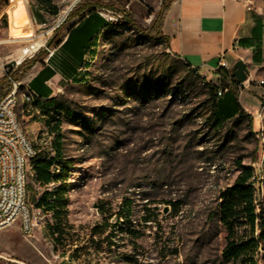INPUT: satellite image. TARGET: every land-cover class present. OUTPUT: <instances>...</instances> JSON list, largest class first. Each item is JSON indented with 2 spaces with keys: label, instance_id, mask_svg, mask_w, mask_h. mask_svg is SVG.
I'll list each match as a JSON object with an SVG mask.
<instances>
[{
  "label": "rangeland",
  "instance_id": "1",
  "mask_svg": "<svg viewBox=\"0 0 264 264\" xmlns=\"http://www.w3.org/2000/svg\"><path fill=\"white\" fill-rule=\"evenodd\" d=\"M93 2L116 24L96 38L81 79L50 81L53 105L40 100L39 106L17 108L35 147L42 132L52 135V149L48 143L41 152H55L47 123L59 122L64 160L71 162L69 230L62 241L49 226L29 238L17 226L1 230L0 264H237L223 259L228 230L220 203L241 161L254 168L256 203L264 205V119L245 95L264 92V41L263 62L247 64V88L232 82L237 92L230 86L219 102L222 118L239 109L237 101L247 107L252 128L237 117L214 127L205 83L220 85L218 75L190 72L163 43L138 32L150 27L162 0H9L3 11L8 25L0 23V78L7 63L44 49L56 29L64 34L77 18L55 26L78 3ZM250 5L264 19V0ZM123 11L135 28L117 22ZM38 37L45 46L23 53ZM40 69L37 63L19 81L29 83ZM223 85L229 86L226 78ZM97 225L99 233L93 231ZM236 231L238 241L258 233L245 217ZM260 253L258 264H264Z\"/></svg>",
  "mask_w": 264,
  "mask_h": 264
},
{
  "label": "trees",
  "instance_id": "2",
  "mask_svg": "<svg viewBox=\"0 0 264 264\" xmlns=\"http://www.w3.org/2000/svg\"><path fill=\"white\" fill-rule=\"evenodd\" d=\"M173 1L174 0H162L161 7L155 12L150 27L143 31L138 29V32L142 35L163 43L166 49L170 47V37L163 32V22ZM8 5L9 0H0V23L5 26L8 25V15L3 11ZM99 7H102L99 2L78 3L69 13L65 22H69L74 18L77 19L71 22V25L67 27L64 34H60V31L56 29L52 37L47 41V47L51 49L60 48L56 55L53 53L54 55L52 54L53 56L48 58L49 65L44 61L48 57V51L46 49H41L32 58L25 59L16 69H11L9 72L5 73L4 76L0 78V101L11 88L10 79L19 81L37 63H40L43 68L29 84L38 95L34 103L38 106L40 105V100H45L47 105H53L55 103L54 98L50 97L52 89L46 84V81L55 74L56 66L63 72L68 81L80 80L82 72H84L85 64L87 63L84 56L88 55L93 50L95 40L101 32L116 24L100 15L98 11ZM123 19L124 20H118L117 22H120L121 25L127 28L134 27V23L126 11H123ZM77 24H81V26L76 27ZM65 36L68 37L63 43ZM240 42L241 46L244 48L253 47V61L255 64H261L263 62V20L261 17L256 18L253 36L248 39H243ZM185 63L191 70L190 72L199 74L197 68L192 67V65L186 61ZM222 70L223 68L219 67L217 72L221 73ZM230 76L234 82L239 84L232 72ZM223 78L225 79L226 77H220V85L211 82L205 83L213 106L212 125L214 127H221L225 121L237 117L247 120L252 128L253 116L248 113L238 101L237 104L239 105V109L233 113L232 116L227 118H222L220 116V97L229 91V89L225 91L228 85H223ZM5 84H8V88ZM148 92H151V90ZM219 92L222 93L219 94ZM259 99L264 106V99L261 97H259ZM47 124H49L50 129L55 134L53 142L54 155L50 157L48 153L39 152L37 157L32 160V164L36 179L41 183H49L51 181L61 182L59 187L53 192L45 191L38 200V205H43L47 213H53V220L48 226L55 236V239L62 241L66 231L69 230V203L67 195L71 162L64 160L63 135L60 130L59 122L55 121L54 123V121H51ZM56 164L59 167V172L54 171L53 174L50 173L51 166ZM237 164L239 167V174L220 203L221 222L228 230L227 245L223 250V259L226 261L232 260L237 264H258L260 252L264 250V205L256 203V188L252 181L255 174L254 168L252 166L242 165L241 161H237ZM180 204L179 201L174 202L173 211L176 212ZM128 205L129 203H127V206ZM244 217L245 221L249 223L251 231L255 233L257 230L258 233L257 235H251L247 239L238 241L235 239L237 234L236 228ZM101 229L102 226L97 225L93 228V231L99 233Z\"/></svg>",
  "mask_w": 264,
  "mask_h": 264
},
{
  "label": "crops",
  "instance_id": "3",
  "mask_svg": "<svg viewBox=\"0 0 264 264\" xmlns=\"http://www.w3.org/2000/svg\"><path fill=\"white\" fill-rule=\"evenodd\" d=\"M254 1L256 0H174L163 22V32L170 37L168 50L190 63L192 67L197 68L204 75H207L206 73L208 75L217 74V78H220L222 73L227 79L228 89L230 90L231 83L234 82L230 73H233L235 64L240 60L246 65L255 64L253 61V47L244 48L241 46L240 41L253 36L257 17H261L263 20L264 41V19L250 5ZM45 2L50 3V0H45ZM53 11H56V7H53ZM78 26H81V24H77L76 27ZM67 37L65 36L63 43L67 40ZM59 49V47L54 49L53 53L56 55ZM86 57L87 55L84 56V58ZM48 58L44 60L47 65H49ZM219 67L223 68L221 73L217 72ZM41 69L36 72L30 81ZM57 78L68 81L63 72L56 66L55 74L46 81V84L52 89L49 82ZM52 94L50 97H52ZM245 95L247 99L255 100L254 110L256 112L264 107L259 99V97L264 99L263 91L252 89L245 92ZM241 106L250 113L247 107ZM42 145L40 138L39 147L37 148L40 152L45 149L42 148ZM53 155L54 153L49 154L50 157ZM54 167L55 165L50 168L52 174ZM60 184L61 182L57 181L41 183L36 179L35 174L28 185L29 200L32 199L31 194H33L35 199L31 202L38 201L45 191L53 192Z\"/></svg>",
  "mask_w": 264,
  "mask_h": 264
},
{
  "label": "built area",
  "instance_id": "4",
  "mask_svg": "<svg viewBox=\"0 0 264 264\" xmlns=\"http://www.w3.org/2000/svg\"><path fill=\"white\" fill-rule=\"evenodd\" d=\"M119 16L122 17L123 15L120 14ZM65 18L66 15L55 27H59ZM33 21L41 26L35 17H33ZM36 41L37 43H35ZM45 41L42 37H38L32 44L28 45L30 46L28 51L25 52V48L28 46L23 48V53L36 52L40 47L45 46ZM44 49L48 51V57L54 52V49L47 47V45ZM23 61L20 59L14 63H7L4 66L5 73L17 68ZM10 80L11 88L0 101V231L17 226L21 234L29 238L37 230H43L42 227H48V224L53 220V213H47L43 205H38V201L31 202L29 200L28 185L35 177L32 160L37 157L40 151L29 138L17 114V108L20 104L31 107L38 95L29 83L23 85L21 81ZM246 82L239 83V87L241 89L247 87ZM261 84L264 86V80L261 81ZM221 93L219 92V94ZM27 110L29 111V109ZM256 117L260 120L264 119V107L256 113ZM262 129L264 130L263 124ZM262 135L264 142V132ZM51 137L52 135L48 131L42 132L41 144H43V149L48 148V143H50L48 150L52 149ZM54 171L59 172L57 164ZM255 180L256 174L252 178L254 185Z\"/></svg>",
  "mask_w": 264,
  "mask_h": 264
},
{
  "label": "water",
  "instance_id": "5",
  "mask_svg": "<svg viewBox=\"0 0 264 264\" xmlns=\"http://www.w3.org/2000/svg\"><path fill=\"white\" fill-rule=\"evenodd\" d=\"M248 73V67L242 60L235 64L233 68V76L240 84H243L247 80Z\"/></svg>",
  "mask_w": 264,
  "mask_h": 264
},
{
  "label": "bare ground",
  "instance_id": "6",
  "mask_svg": "<svg viewBox=\"0 0 264 264\" xmlns=\"http://www.w3.org/2000/svg\"><path fill=\"white\" fill-rule=\"evenodd\" d=\"M37 39V38H36ZM35 43H37V41L35 42ZM29 48H30V46H29ZM26 52V51H25Z\"/></svg>",
  "mask_w": 264,
  "mask_h": 264
}]
</instances>
